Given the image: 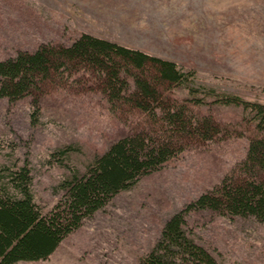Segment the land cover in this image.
Wrapping results in <instances>:
<instances>
[{"label":"rangeland","instance_id":"obj_1","mask_svg":"<svg viewBox=\"0 0 264 264\" xmlns=\"http://www.w3.org/2000/svg\"><path fill=\"white\" fill-rule=\"evenodd\" d=\"M84 31L192 70L176 92L191 97L195 88L220 117L252 116L218 101L223 95L264 103V0H0V57L42 42L70 44ZM125 131L101 95L56 93L37 112L30 98H2L0 167L26 166L46 211L60 199L63 178L83 172ZM246 147L235 137L186 148L84 218L47 258L13 264H137L164 222L217 183ZM187 228L229 264H264V223L254 216L190 213Z\"/></svg>","mask_w":264,"mask_h":264},{"label":"trees","instance_id":"obj_2","mask_svg":"<svg viewBox=\"0 0 264 264\" xmlns=\"http://www.w3.org/2000/svg\"><path fill=\"white\" fill-rule=\"evenodd\" d=\"M192 76L172 59L86 31L70 44L42 42L34 50L20 48L0 57V99L30 98L37 112L56 93L101 95L126 128L83 172L63 178L60 199L46 211L29 189L26 166L13 172L0 167V264L47 258L84 218L186 148L243 137L244 156L169 217L137 262L229 264L189 232L187 216H254L264 223V103L223 95L217 100L241 104L252 116L220 117L205 107L195 88L191 97L176 92Z\"/></svg>","mask_w":264,"mask_h":264}]
</instances>
